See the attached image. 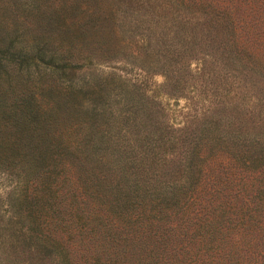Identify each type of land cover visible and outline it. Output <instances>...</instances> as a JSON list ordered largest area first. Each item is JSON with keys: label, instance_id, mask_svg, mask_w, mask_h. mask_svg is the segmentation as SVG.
<instances>
[{"label": "trees", "instance_id": "16d2710c", "mask_svg": "<svg viewBox=\"0 0 264 264\" xmlns=\"http://www.w3.org/2000/svg\"><path fill=\"white\" fill-rule=\"evenodd\" d=\"M47 2L0 0V167L33 175L8 199L26 221L19 238L72 264H264V103L254 93L264 86V0H168L179 20L157 61L175 66L205 48L196 72L206 105L181 128L132 96L139 84L96 73L122 49L88 40L94 33L67 39ZM209 58L218 76L205 73ZM135 60L127 66L153 68ZM229 87L249 90V102ZM73 169L88 175L96 207L118 208L125 223L105 218L100 234L104 216L82 185L69 197L60 188ZM99 186L118 196L107 201Z\"/></svg>", "mask_w": 264, "mask_h": 264}, {"label": "rangeland", "instance_id": "374dc122", "mask_svg": "<svg viewBox=\"0 0 264 264\" xmlns=\"http://www.w3.org/2000/svg\"><path fill=\"white\" fill-rule=\"evenodd\" d=\"M18 1L20 4L18 7H22L27 0ZM47 3L45 9L49 11V15L55 18V25L58 26L57 32L67 39L81 41V31L87 33V35L94 33L95 38H88V40L94 43L101 39L107 40L115 45L117 44L118 48L122 49L120 52L122 58L113 63L95 67L96 73L107 74L115 71L131 83L139 84V91L133 93L132 96L140 98L143 102L152 106L153 110L157 111V117L161 123L172 128H181L182 122L188 119L189 115L194 114V109L201 111L205 107L206 104L203 100H200L204 96L198 93V90L203 89L202 79L197 75L198 71L196 72L197 68H201L200 59L203 58V53L200 51L205 48L188 52L190 56L176 62L175 66L168 64L164 66L161 57L157 61L158 56L155 51L162 48L163 44L171 42L175 35L172 31L175 32L177 20H179L175 18L176 15L172 14V10L169 9L168 0H157V3L155 0H48ZM159 5H162L165 10L159 8ZM172 18L176 20L173 21ZM262 48L261 62L264 61V43ZM146 51L150 54H146ZM159 54L161 55V51ZM145 55H149V57ZM136 58L138 60H150L153 68L145 72L136 67L127 66L126 63L137 61ZM218 66H221V64H218ZM204 69L205 73H214L218 76L219 69H217L214 61L213 63L210 62V58L204 63ZM226 69L231 73L228 66H226ZM167 73L170 78L172 77V80L165 86ZM259 87L261 91L254 92L258 94L255 99L257 108L264 103V86ZM229 88H231L232 93L236 92L239 101L249 102V90L245 92L235 90L234 87ZM226 101L228 100L226 99ZM230 113L234 115L232 111ZM71 137L74 138L75 135ZM83 159L75 161L79 164L87 163V165H98L99 162L95 158ZM112 165L115 167L116 164ZM72 172L70 173L72 174L71 183L64 182L60 184L62 192L67 193L69 197L71 194H76L73 191L74 187L82 185L81 193L86 195V199L94 203L92 206L96 207L95 200L90 198V196L95 198L93 188L83 183L86 182L88 175L83 174L80 169H73ZM114 173L118 172L114 171L108 178L115 188L119 176L114 175ZM161 173H164V171ZM32 177L33 175L27 174L25 169L0 167V264H72L64 255L60 258L55 255V258L48 257L45 253L39 252L32 242L29 243L24 241L23 238H19L21 237L19 231H24L26 221L19 216L17 207L11 208L9 206L8 199L12 194L23 190L21 186L25 183L26 178ZM62 178L63 175L60 179ZM100 188V186L95 187L96 190ZM102 188L100 189L102 193L107 192L105 194L107 201L114 196H118L116 191L110 192L109 189ZM101 192L98 194H101ZM86 207L88 206H83V208ZM89 209L91 207H88L87 212ZM96 209L100 211V215L104 216V221L100 218L96 219V222L101 223L99 229L103 230L100 234H104L107 230L104 223L106 219L107 221L112 219L117 227L125 223L124 221L119 222L118 208L116 207H109L105 204L104 208V204H102L100 208L96 207ZM118 230H121V228ZM64 232L65 230L54 231L56 235ZM11 235H15V239L19 238L18 242L11 240ZM90 247H92V243H90ZM78 261H80L79 255Z\"/></svg>", "mask_w": 264, "mask_h": 264}]
</instances>
